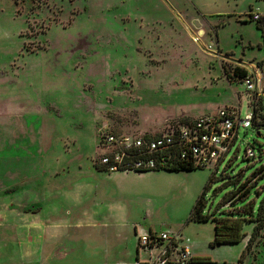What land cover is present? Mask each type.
I'll use <instances>...</instances> for the list:
<instances>
[{
	"label": "rangeland",
	"instance_id": "rangeland-1",
	"mask_svg": "<svg viewBox=\"0 0 264 264\" xmlns=\"http://www.w3.org/2000/svg\"><path fill=\"white\" fill-rule=\"evenodd\" d=\"M256 12L264 29V0H0V264L131 263L134 226L181 232L213 264H230L219 261L229 249L209 245L212 221L187 223L211 168L105 173L91 164L105 134H158L222 108L244 118L254 96L233 71H264ZM258 114L255 126L264 122V110ZM247 147L255 158L245 157ZM262 165L264 129L241 128L204 196V213L227 217L225 210L249 201L257 213L264 172L253 173ZM238 175L248 183L220 208ZM62 186L75 188L62 193ZM42 209L43 219L52 212L70 219L78 257L96 244L93 254L53 253L50 225L33 228L25 219ZM51 230L61 233V223ZM246 260L264 264V227Z\"/></svg>",
	"mask_w": 264,
	"mask_h": 264
},
{
	"label": "built area",
	"instance_id": "built-area-1",
	"mask_svg": "<svg viewBox=\"0 0 264 264\" xmlns=\"http://www.w3.org/2000/svg\"><path fill=\"white\" fill-rule=\"evenodd\" d=\"M252 19L258 22L262 15L256 12ZM255 74L257 72L252 71L243 82L249 92L263 96L262 81ZM252 119V109L242 118L240 109L222 108L212 115L178 121L158 134H105L99 142L103 152L95 158V165L108 173L145 172L176 162L219 171L238 138L239 130L250 128ZM166 150L174 151L176 155L166 156L163 154ZM246 155L254 157L255 152L247 147ZM135 235L138 249L135 261L101 264H187L193 257L191 242L181 232H155L136 227Z\"/></svg>",
	"mask_w": 264,
	"mask_h": 264
},
{
	"label": "trees",
	"instance_id": "trees-1",
	"mask_svg": "<svg viewBox=\"0 0 264 264\" xmlns=\"http://www.w3.org/2000/svg\"><path fill=\"white\" fill-rule=\"evenodd\" d=\"M261 23H262V20H259L256 24H257V27L259 29H261L264 33V29L262 28ZM263 63H264V60L259 62V65L262 66ZM233 75L235 77L243 80L248 75V71L245 68L237 66L234 68ZM253 96H254L253 101L250 104V108L253 111V119H252L251 126H254L257 130H261V129H264V122L259 124L258 126H255V119L258 115H261V114H258V111L260 109L264 110V105H262V103H261V100H263V96L258 97V96H256V94H253ZM262 115H263L262 117L264 119V114H262ZM190 119L191 118H188L186 120H181V121H187ZM148 134H150V133L134 134V135H139V136L147 135L148 136ZM151 134H153V133H151ZM258 134H260V133H258ZM100 149L103 152L101 146H100ZM163 154L166 156L171 155V154L176 155V152L171 151V150H166ZM98 155H101V154H98ZM245 157L246 158H255L256 153H255L254 157H248L246 155V151H245ZM229 164H230V161H229ZM227 167H228V165H226L224 167V169L221 171L222 176L227 175V173H226ZM96 169L100 172L108 173L107 171L100 168L99 166H96ZM195 169H204V168L203 167H195L193 164H190V163L182 164V163L176 162L175 165H168L166 167H162V168H158V169H154V170H150V171H162V170H165V171H190V170H195ZM217 172L218 171H216V170L212 171V175L213 176L216 175ZM261 172H264V165H262L260 168H258L253 173V175H257L258 173L260 174ZM213 176H211L209 178L207 184L204 187L203 193L196 200V203L190 212L187 223H189L191 221L192 222H199V223L212 221L214 223V239L212 242H210V246H212V247H216L217 245L227 244V243L228 244L240 243L247 236L246 231L244 230L246 228V226L248 224L251 225V223H254V228H253L252 234H251V236L247 242L245 249L243 250V253L241 254V256L238 260V264H244L247 253L249 252L251 246L254 243L256 234L259 232V230H261L264 227V198L261 201L260 205L258 206L257 213H255V211H254L256 202L252 205V203H250L251 201H249V203H247L242 208L230 209L229 211L225 210L226 213L230 214L227 217L219 218V217L215 216L214 212L205 214L204 213V207H205L204 196H205L206 192L208 191V189L211 185ZM240 178H241V175H238L235 178L236 179L235 181L237 183V187L235 190H233L230 193L225 195V198L223 199V201L220 205V208L225 207L226 205H228L230 203L234 204L233 200H234L235 195L238 191L237 189L240 187V190H241L243 187H245V185L248 183V179L250 177L244 182H240ZM257 183L258 182L255 183V187H256ZM253 189H251V191ZM261 189H262V187H261ZM261 189H260V191H261ZM251 191L247 195L243 196V199H240L238 201H242V200L246 199L249 196V194L251 193ZM258 193H259V189H258ZM230 205H228V206H230ZM236 214L239 216L237 217ZM137 254H138V249H137ZM137 257H138V255H137ZM211 263H213V260L210 257H207V256L194 257L193 256L188 261L187 264H211Z\"/></svg>",
	"mask_w": 264,
	"mask_h": 264
},
{
	"label": "crops",
	"instance_id": "crops-1",
	"mask_svg": "<svg viewBox=\"0 0 264 264\" xmlns=\"http://www.w3.org/2000/svg\"><path fill=\"white\" fill-rule=\"evenodd\" d=\"M264 59V57L260 58V60ZM259 70V69H258ZM256 70L257 75L258 77H260L261 81H262V88L264 90V71L261 69V71L259 70ZM263 105H264V95H263ZM97 156V155H96ZM95 159H93V164H91V167H94L96 168V165H95ZM94 165V166H93ZM79 168H82L81 165L78 166ZM70 169V166L69 165H65L64 168L61 169V171H65V172H68V170ZM164 172H168V171H165V170H162ZM158 172H161V171H158ZM106 173V172H105ZM123 173H133V172H123ZM134 173H137V172H134ZM145 172H140V173H137V174H143ZM149 173V172H147ZM92 186L89 187V189H91ZM72 188H75V187H71V188H65V187H61L60 191L62 193H64V191L68 192L69 190H72ZM48 189V188H47ZM54 190V189H52ZM44 213L43 209L41 211H38L34 214H32L31 216L29 217H26L25 219L26 220H29L28 222H31L29 224H31V226L34 228V226H39V225H42L46 228L47 224L50 225V230L48 231V234H47V237H50L49 241H50V244L51 246L53 247L52 248V252L54 253V250H59V248H61V259L63 258H67V259H71V260H77L79 258H88L89 256H91L93 253H92V247L95 248L94 251L96 250V244H90L89 246H87V249L85 251V253H82V255H80L81 257H78V255L75 254L74 252V246L72 243H75L76 241H79L80 238H78V236L76 235V233L73 231H69V228L70 226L72 225V222L70 221V219H66V217H63L62 215H64L63 213L61 214H57V215H54L53 212L52 213H47V218L46 219H43L42 217V214ZM66 214V213H65ZM71 214V212H69V215ZM61 219V221H60ZM61 223V233H59L57 230H55V232H53L51 230L52 227H58V224ZM52 226V227H51ZM44 228V229H45ZM247 228V231H246V234H250L251 232V226L250 224H248L246 226ZM135 229H136V226H134V232H135ZM148 231H155V232H164V231H158V230H155L154 228H150L148 229ZM90 236V235H89ZM247 242H248V235L240 242V243H236V244H221V245H217L216 247H212L213 249L215 248H223V249H229L228 251V255H221L222 257L219 258V261H223L225 263L228 262L229 258H230V264H238V263H235L233 261V259H237V261L239 260L241 254L243 253V250L245 249L246 245H247ZM242 245L240 248H237V250H234V246L235 245ZM210 245V243H209ZM199 246H201V244L197 243L196 241L191 242V251H192V254L194 257H200V256H207V257H210L212 260H213V263L215 262L214 259L209 256V252L206 250V251H201L199 249ZM90 249V250H89ZM5 250V247H3L2 244H0V254H2V251ZM225 251V250H224ZM86 256V257H83ZM52 257V256H51ZM137 257V247H136V256L134 257L133 261H135ZM132 261V262H133ZM250 261V260H249ZM248 260H246L245 264H251ZM105 263V262H104ZM109 263H113V262H109ZM211 263V264H213ZM51 264H81V263H70V262H53Z\"/></svg>",
	"mask_w": 264,
	"mask_h": 264
},
{
	"label": "bare ground",
	"instance_id": "bare-ground-1",
	"mask_svg": "<svg viewBox=\"0 0 264 264\" xmlns=\"http://www.w3.org/2000/svg\"><path fill=\"white\" fill-rule=\"evenodd\" d=\"M137 173H140V172H137Z\"/></svg>",
	"mask_w": 264,
	"mask_h": 264
}]
</instances>
